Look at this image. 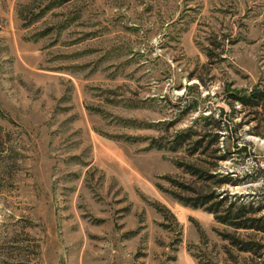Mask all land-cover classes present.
<instances>
[{
  "label": "rangeland",
  "instance_id": "374dc122",
  "mask_svg": "<svg viewBox=\"0 0 264 264\" xmlns=\"http://www.w3.org/2000/svg\"><path fill=\"white\" fill-rule=\"evenodd\" d=\"M258 84L264 0H0V264H250L165 176L223 116L218 191L264 207V138L228 102Z\"/></svg>",
  "mask_w": 264,
  "mask_h": 264
},
{
  "label": "trees",
  "instance_id": "16d2710c",
  "mask_svg": "<svg viewBox=\"0 0 264 264\" xmlns=\"http://www.w3.org/2000/svg\"><path fill=\"white\" fill-rule=\"evenodd\" d=\"M228 102L234 112L238 111L236 105H241V111L250 116L246 123L254 122L250 132L264 138V84L256 85L250 92L231 93ZM230 127V121H225L223 116L209 115L204 118L200 129L189 128L176 133L171 140V150L184 149L191 157L202 154L209 156L210 160L197 158L178 162L190 177L181 181L169 175L165 178L171 182L169 192L177 200L212 213L218 223L233 229L220 233L229 242L225 249L230 260L248 254L244 261L264 264V243L256 241L253 234L242 236L238 233L240 230L264 233V207L253 201H244L237 195L229 198L218 191L225 184H238L230 174L217 173L220 163L232 156V151L225 146L226 140L233 137Z\"/></svg>",
  "mask_w": 264,
  "mask_h": 264
}]
</instances>
